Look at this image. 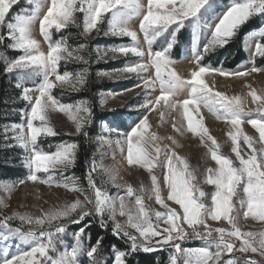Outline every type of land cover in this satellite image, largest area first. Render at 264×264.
<instances>
[{"label": "snow or ice", "instance_id": "6c2138e0", "mask_svg": "<svg viewBox=\"0 0 264 264\" xmlns=\"http://www.w3.org/2000/svg\"><path fill=\"white\" fill-rule=\"evenodd\" d=\"M17 3L18 0H0V26L7 29L6 36L0 35V46L22 50L23 54L18 58L8 59L4 52L0 51V60L5 62L6 73L17 75L19 82L15 86L21 88V99L26 101L28 106L19 110L21 122L5 125L4 133L8 139L7 133L12 132L14 134L12 138L25 150L23 162L28 175L8 187L10 189L28 181L49 185L55 183L57 187L63 186L82 194L84 199H76L59 210L45 213L43 217L16 213L0 218V226L4 229L0 234V240L4 242L0 248V264H81L82 257L89 258L87 264H108V261L101 258L103 237H99L94 245L86 247L83 243L84 228L73 234L75 246L70 251L58 249V245H65L67 248L64 239L67 224L62 218H68L71 223L78 224L89 215L98 217L100 226L104 229L108 228L111 221L112 234L120 239L126 238L130 242L125 250L112 246L115 250L114 264H126L128 258L141 250L150 253L166 248L174 250L170 254L169 264H264V229L242 231L239 211L246 208L243 212L244 219L251 217L264 222V95H258L252 88L248 95L257 103V107L254 110H246L242 97H229L222 92H213L203 79L209 72L221 76L246 77L251 73L264 72V68L256 67L253 63V66L246 70L229 71L223 67L213 68L210 64L201 63L204 56L216 46L226 44L234 35V30L251 16L264 15V0H230L223 6L224 11L218 17V23L207 24V27L213 30L211 39L202 49L199 47L200 29L203 26L201 20L204 18L201 11L210 4V0H145L144 3L141 0H50V5L49 0H28V3L33 5L32 8L6 20L10 9ZM42 9L46 11L40 20V32L45 41H48L47 52L42 51L40 42L32 37V27L35 20L40 19ZM75 12L83 14L82 25L74 16ZM106 13L111 14L108 21L110 27L103 35L128 36L133 42L131 45L112 47L110 51L113 58L117 53L125 56L132 53L141 60L145 58L146 53L141 48L137 32L131 30L129 25L133 17H142L140 30L143 31L147 43L149 63L133 61L131 66L117 71L136 73L143 80V87L149 89L155 87L154 82L140 74L147 72L149 67H154L161 95L154 102L145 100L136 107L152 111L153 103L159 106L163 101L169 109H175L181 102L169 103L170 97L189 89V98L182 101L188 129L200 135L202 142L207 137L215 146L209 148V152L217 167H206V176L203 180V183L215 186V190L208 193L199 186V182H194L197 180L196 170L190 169L186 159L179 157L175 151H167V146L162 150L159 144L155 143L158 140L155 133L146 134L149 128L147 114H144L128 133L121 134L114 129H106L123 137L117 139L115 143L120 146L121 152L124 151V145H127L129 164L146 167L149 172L156 166L154 161L166 167L164 183L169 190L167 199L180 205L182 213L165 203L161 196L160 182L155 175L151 177L152 187L147 190V199L151 200L154 196L156 203L160 204L164 211L155 210L145 204L146 189L143 185L137 190L130 184L125 186L117 183L115 170L105 168L102 164L98 165L95 158L90 162L86 175L87 188L79 184L78 177H65L62 172L61 178L54 181L50 169L71 168L76 159L77 145L65 142L59 144L55 152H44L38 144V138L41 136L57 135L50 126V112L60 111L67 114L69 119L75 122L76 131H83L85 137L88 133L84 126L91 122L92 115L91 105L87 100L78 101L75 105L63 104L51 95V90L56 86L51 79L52 76L55 75L61 86L68 84L74 90H78L77 86L83 87L86 83L88 69L85 67L72 79L70 77L73 74L67 71L63 75L58 74L60 61L73 57V52L66 46V38L52 40L50 29L55 27L60 30L73 24L82 27V34H88L94 29L99 34L98 25L102 23ZM189 18L197 22L192 46L194 70L191 72V79L185 80L170 67L174 63L170 58V50L177 43L175 33L185 26L184 22ZM173 25L175 27L169 34L170 41L165 37V43L160 50L154 51V42ZM6 38H10L12 43L4 45L3 41ZM85 47L84 44L79 45L81 50ZM255 51L264 56V44L257 43ZM104 55H107V52ZM75 59L82 60L85 65L88 64L84 56L77 55ZM195 67H198V70H195ZM25 80H31L34 86L31 88L24 86ZM248 87L251 88V85ZM33 93H38L34 101ZM147 94L145 92V95ZM190 105H203L216 115L217 119H223L232 126L234 131H230L228 135L232 141L231 152L235 154V161L227 155L220 154V145L201 121L193 122L192 113L189 111ZM195 110L198 111L199 108ZM252 111L258 114V118H250ZM81 112L86 115H79ZM245 118H248L247 123L258 131V139L243 132L241 125ZM37 121L39 125L35 123ZM172 127L178 132L181 131L175 123ZM99 139L104 140V137L101 136ZM167 139L176 144L172 137ZM241 139L251 149L250 154L247 152L241 154ZM257 143L259 147L255 146ZM141 144L154 145L155 155L146 152ZM160 155L164 156L163 161H159ZM98 168L101 174L108 177L106 181L101 180L99 186L93 175ZM39 172L48 175L41 178L37 175ZM109 183L117 189L126 187L125 193L109 195L107 187ZM132 197L135 199H130ZM205 197L210 198V204L205 203ZM236 204L239 205V209ZM118 216L127 219L121 222L117 219ZM209 218L213 221H227L231 230L225 227L210 228ZM13 219H19L21 227H10L9 222ZM54 221L58 223L53 224ZM25 223L33 227L22 230ZM161 224L168 227L161 228ZM185 224L191 229L190 232L184 227ZM53 228L54 231L51 230ZM129 228L135 229L139 237L129 231ZM157 237L159 239H156ZM192 238L204 241L205 246L195 249L181 247L184 240ZM13 239L19 241L14 252L11 251ZM237 241L240 243L237 244ZM236 253L244 255L237 256ZM226 256L229 258L225 259Z\"/></svg>", "mask_w": 264, "mask_h": 264}, {"label": "rangeland", "instance_id": "374dc122", "mask_svg": "<svg viewBox=\"0 0 264 264\" xmlns=\"http://www.w3.org/2000/svg\"><path fill=\"white\" fill-rule=\"evenodd\" d=\"M142 3L145 0H141ZM230 0H210V4L207 5L201 11V16L204 18L201 20V24L203 25L200 29V41L199 47L202 49L203 46L211 39V31L207 27V24H215L218 23V17L224 11L223 6L228 4ZM50 5V0H49ZM16 7L17 10L20 11V14L27 9L33 7V5L28 3V0H18V3L13 5L10 11ZM9 11V12H10ZM46 9H42L40 12V19L35 20L34 25L32 27V37L40 42V47L42 51H48V42L45 41L42 33L40 32V20L45 14ZM8 15V14H7ZM110 13H106L102 23L98 25L100 29L99 34L97 30H92L90 33L85 34L88 39L87 47H92V50H89L88 55L86 52L88 49H80L79 47H74L70 51L73 52V57L68 58L67 60L62 59L67 63L69 68L67 69L68 73L73 74L70 79L74 78L75 74L82 71L85 67H87V77L86 80L91 73V69L94 70L97 77L107 84V88L100 97L99 107L103 112L108 113V118L106 121H103L99 125L100 135L104 137V140H99L100 149L98 159L96 163L102 164L105 168L115 170L117 174V183L123 184L127 186L128 184L132 185L134 189L139 190V188L143 185L146 189L145 195V204L154 208L158 211H164L160 204L156 203L155 197L151 200L147 199L148 191L150 190L151 185V177L155 175L158 178L161 186V196L165 200V203L169 205L171 208H175L177 212L182 213V208L180 205L176 204L175 201L168 200V188L164 183V175L167 171L166 167L161 166L160 163L155 162V165L151 172L148 171L146 167H141L138 164H129L127 161V145H124V151H120V146H118L115 141L117 139H123L122 136H118V133H128L131 131L132 127L140 121L144 114L148 115L149 128L147 129L146 134L155 133L158 137V140L155 142L159 144L160 148L163 150L165 146H167V151H175L179 157H182L187 160L190 165V169L196 170L197 180L194 182H199V186L203 188L205 192L211 193L215 190L214 185H208L203 183V180L206 176V167H217L215 161L211 159V155L209 152V148H214L211 141L204 138L203 142L201 140V136L193 133L188 129L187 126V117L184 115V110L182 107V101L184 99H188L189 89H185L181 91L176 96L170 97L169 103L173 101L181 102L177 105L175 109H169L167 105L161 102L159 106H156L153 103L154 110L148 111L146 109H138L136 106L143 103L145 100L155 101L161 95L160 91V83L156 78L155 68L149 67L147 72L140 74L143 78L148 79L150 82H154L155 87L145 89L143 87V80L138 77L136 73H126L117 71L119 69H123L126 66H131L133 61H140L141 63H149V58L147 57V43L144 40L143 31L140 30V22L142 17H133L129 21V25L131 30L137 32L139 42L143 51H145L146 55L143 60L141 58L136 57L134 54L129 53L127 56L121 53H117L115 58H113V53L110 49L114 46L120 45H131L133 42L128 36H113V35H103L104 31H108L110 25L108 23L110 18ZM74 16L77 19L82 18L83 14L79 12H75ZM83 21V20H82ZM185 26L178 32L175 33L177 38V43L173 45L171 51V59L174 63L170 66L173 68L178 74H180L185 80L191 79V72L194 70V57L192 46L195 40V24L197 23L192 18L185 20ZM75 25L69 24L66 28L57 30L55 27L50 29L52 33L54 30L60 32L61 30H66L70 27H74ZM241 26V25H240ZM239 26V27H240ZM175 25L171 26L167 32L163 33L153 44V50H160V48L165 43V37L170 41L171 37L169 34L173 31ZM238 27V28H239ZM237 28V29H238ZM235 32V30H234ZM262 34H264V27L262 30L247 35L244 39V50L248 55V61L242 64L239 70H246L251 68L254 63V57L256 54L255 46L259 43ZM61 40L58 39V41ZM123 40H127L128 42H124ZM178 45L182 52L181 58L176 59L174 57V48ZM223 46V45H222ZM221 47V46H216ZM22 53V50H16ZM107 52V55L104 53ZM77 55L84 56L85 59L88 60V64L85 65L82 60H77L75 57ZM9 59V58H8ZM60 61V62H61ZM90 66V68H89ZM236 69V70H237ZM195 70H198V67H195ZM63 75V74H62ZM10 76L18 81V77L15 73L10 74ZM56 86L51 90V95L56 98L60 103L63 104H73L75 105L78 101L69 102L72 96L75 94H80L83 92L85 84L83 87L77 86L78 90H74L70 85L65 84L63 86L60 85L59 81H56L55 75L51 77ZM205 83L209 88L213 90V92H222L225 95L232 96H240L245 101L246 110H254L257 107V103L253 102L252 98L248 93L254 88L257 91L258 95H264V72H256L251 73L246 77H235L232 75L229 76H221L215 72L206 73L203 77ZM24 86L33 87V82L31 80H25L23 82ZM137 85H140L137 87ZM251 85V88L248 86ZM145 92L148 94L145 95ZM38 96V93H33V101ZM62 99L67 100L66 103L62 101ZM199 108L196 111V108ZM189 111L192 113L193 122L201 121L203 126L208 129V133L214 137L217 141V144L220 145L219 152L220 154L227 155L235 161V154L231 152L232 141L228 133L230 131H234L232 126L223 119H217V116L208 110L207 107L203 105L198 106H189ZM163 113V115H161ZM79 115H86L81 112ZM50 118V126L53 127L54 131L59 134H65L68 136H77L81 132L76 131V124L73 120L69 119L68 115L60 112V111H52L49 113ZM250 118H258V114L255 111H252V116ZM247 119L245 118V122L241 125L243 132L247 135L253 136L255 139H258L259 133L258 131L252 127L251 124L247 123ZM39 125V121L35 122ZM173 123L177 125L181 131H176L175 128L172 127ZM87 124H85L84 128ZM107 130H116V132L106 131ZM14 134L12 132H8ZM55 136V135H54ZM53 136H41L38 138H48ZM168 137H172L176 144H172V141L167 139ZM15 148L21 153L23 156L21 159V168L18 171V178L15 180H6L0 182V206L3 212L8 216H13L16 213L20 214H30L33 217H43L45 213L49 211H55L63 208L66 204H70L75 202L76 199L83 200L84 197L82 194L78 192L71 191L69 188H65L63 186L57 187L55 183L51 185L47 183H39V182H31L28 181L24 184H17L14 187L9 189L8 186L14 185L18 180L24 178L28 175V170L24 166V156L25 150L21 148L14 138H11ZM146 152L155 155L154 145L149 144H141L140 145ZM259 147V143L255 145ZM240 148L241 154L243 155L245 152L251 153V149L247 147V144L240 140ZM247 158V157H245ZM164 156L160 155L159 161H163ZM238 163V162H237ZM70 168L66 170L50 169L51 174L53 175V180H56V173L58 172H66ZM37 175L41 178H45L48 173L39 172ZM94 177L97 180L98 186L101 183V180H108L106 174H101L99 168L96 172L93 173ZM109 195H123L126 191L125 188L117 189L114 185L109 183L107 185ZM132 200L135 197L130 198ZM205 203L210 204V198L205 197ZM234 203H236L234 198ZM237 209H239V205L236 204ZM91 208V205H89ZM240 215V226L242 231H259L264 229V222L258 221L249 217L248 219H244L243 212L245 209H239ZM75 216V214H73ZM121 222L126 221L127 217H117ZM18 222L19 219H14ZM63 220H68V218H62ZM111 222V221H109ZM58 223V221H54L53 224ZM155 223V221H154ZM112 224V222H111ZM208 225L210 228H218L225 227L231 230V226L228 225L227 221H213L210 218L208 219ZM26 228L33 227V225L24 224ZM161 228L168 227L167 225L161 224ZM184 227L189 232L190 228L185 224ZM54 231V228L51 229ZM4 231L3 227L0 226V234ZM134 235L139 237V234L136 233L135 229L129 228ZM73 232L66 229V233L64 234L65 245H58V249L60 251L68 250L70 251L72 247L75 246V240L73 236ZM215 235V233H214ZM156 239H159L157 237ZM88 239L85 236L83 241L84 245L87 247ZM3 241L0 240V248L3 247ZM12 249L11 251H15V245L19 243L18 240L13 239L11 241ZM240 242L237 241V244ZM205 242L199 239H186L181 243L182 248L187 249H195L204 247ZM163 250V249H162ZM165 250H172L171 248H166ZM214 250V249H213ZM159 251V250H157ZM157 251H153L150 253H155ZM148 253V254H150ZM237 256H242L244 254L236 253ZM253 255V254H248ZM229 257H225L227 259ZM256 259H260L258 256H254ZM88 257L81 258V264H87ZM114 264V259L112 263ZM169 264V261L168 263Z\"/></svg>", "mask_w": 264, "mask_h": 264}, {"label": "trees", "instance_id": "16d2710c", "mask_svg": "<svg viewBox=\"0 0 264 264\" xmlns=\"http://www.w3.org/2000/svg\"><path fill=\"white\" fill-rule=\"evenodd\" d=\"M229 1V0H228ZM16 14H20V11L14 7L6 16V20L13 18ZM82 25V18L77 19ZM264 27V15L254 14L244 24L235 30L234 35L228 39V42L221 47H215L212 51L204 56L203 65L210 64L213 68L223 67L229 71H235L242 64L248 61V55L244 50V39L247 35L258 32ZM7 29L0 26V35L6 36ZM83 33L82 27H70L60 32L53 31L51 33L52 40L58 41L60 38H66V46L71 50L79 45H86L85 49H88L86 55L92 50V47H87L88 39ZM128 42L127 40H123ZM48 42V41H47ZM12 43L10 38H6L3 41L4 45ZM259 43L264 44V35H262ZM0 51L4 52L5 56L9 59L18 58L21 53L11 48L0 46ZM174 57L176 59L181 58V50L178 45L173 50ZM91 54V53H90ZM254 64L256 67L264 68V56L255 54ZM69 66L66 62L61 61L58 67V74L62 75ZM90 68V66H89ZM5 62L0 60V182L6 180H15L18 178V171L21 168V153L15 148L11 141L12 134L7 133L8 139L5 138L4 126L10 124H18L21 122V116L19 110L26 108L27 102L21 99V88H17L15 85L17 80L12 78L10 74L5 72ZM91 69L85 87L82 93L74 94L70 101L87 100L91 105V122L85 127L88 136L85 137L83 131L77 136H68L65 134H57L53 137L41 138L38 144L44 152H55L57 146L61 143H75L77 148L75 149L76 159L74 165L66 172H62L63 176H75L79 178V184L84 188L88 187L86 175L89 171V164L95 158L98 159L100 143L99 138L101 122L106 121L108 113L100 110L99 100L106 88L108 87L105 82L100 80ZM66 103L67 100L62 99ZM56 180L61 178V172L55 174ZM8 216L6 215L0 206V218ZM67 224V230L75 233L80 228L85 229V236L88 239L87 247L94 245L99 237H103L101 258L104 261H108V264L112 263L114 259L116 249L125 250L129 247L130 242L124 239L117 238L112 234V224L109 222L108 228L104 229L100 226L99 218L89 215L85 217L83 221L78 224L71 223L68 220H63ZM9 226L12 228L21 227V223L12 220L9 222ZM27 229L23 226L22 230ZM172 250H159L155 253H145L142 250L134 253L127 259L126 264H167L170 258Z\"/></svg>", "mask_w": 264, "mask_h": 264}]
</instances>
